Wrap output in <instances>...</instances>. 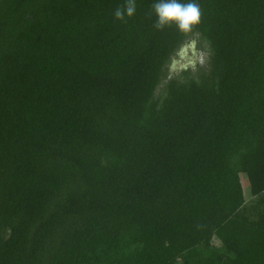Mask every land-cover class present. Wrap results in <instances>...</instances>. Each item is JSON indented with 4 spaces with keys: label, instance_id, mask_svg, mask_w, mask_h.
Returning a JSON list of instances; mask_svg holds the SVG:
<instances>
[{
    "label": "trees",
    "instance_id": "16d2710c",
    "mask_svg": "<svg viewBox=\"0 0 264 264\" xmlns=\"http://www.w3.org/2000/svg\"><path fill=\"white\" fill-rule=\"evenodd\" d=\"M128 2L0 0V264H264V0Z\"/></svg>",
    "mask_w": 264,
    "mask_h": 264
},
{
    "label": "clouds",
    "instance_id": "9594fccd",
    "mask_svg": "<svg viewBox=\"0 0 264 264\" xmlns=\"http://www.w3.org/2000/svg\"><path fill=\"white\" fill-rule=\"evenodd\" d=\"M156 16V27L164 28L175 25L181 32H189L200 22V9L197 3H181L180 0H157L153 5ZM135 13L134 0H129L126 8L117 9L115 17L123 20L125 16L131 17Z\"/></svg>",
    "mask_w": 264,
    "mask_h": 264
},
{
    "label": "rangeland",
    "instance_id": "374dc122",
    "mask_svg": "<svg viewBox=\"0 0 264 264\" xmlns=\"http://www.w3.org/2000/svg\"><path fill=\"white\" fill-rule=\"evenodd\" d=\"M182 49V54H180V58L178 56L175 57L170 66L171 68V76H174L178 69L183 67H195L197 66H206L208 60V54L205 51L198 50L197 44L195 41H192L186 44ZM181 53V52H179ZM242 184L245 189L248 188V182L246 177L242 178Z\"/></svg>",
    "mask_w": 264,
    "mask_h": 264
},
{
    "label": "water",
    "instance_id": "95a60500",
    "mask_svg": "<svg viewBox=\"0 0 264 264\" xmlns=\"http://www.w3.org/2000/svg\"><path fill=\"white\" fill-rule=\"evenodd\" d=\"M183 50H184V49H181V51H180L181 53L178 54L179 56H180V54H182V51H183Z\"/></svg>",
    "mask_w": 264,
    "mask_h": 264
},
{
    "label": "flooded vegetation",
    "instance_id": "af4514ba",
    "mask_svg": "<svg viewBox=\"0 0 264 264\" xmlns=\"http://www.w3.org/2000/svg\"><path fill=\"white\" fill-rule=\"evenodd\" d=\"M180 58V56L178 55V59ZM183 68H186V67H183Z\"/></svg>",
    "mask_w": 264,
    "mask_h": 264
}]
</instances>
